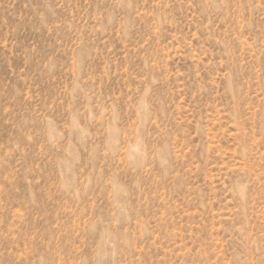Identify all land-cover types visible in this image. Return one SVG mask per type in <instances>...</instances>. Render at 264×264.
<instances>
[{
  "label": "rangeland",
  "instance_id": "obj_1",
  "mask_svg": "<svg viewBox=\"0 0 264 264\" xmlns=\"http://www.w3.org/2000/svg\"><path fill=\"white\" fill-rule=\"evenodd\" d=\"M0 264H264V0H0Z\"/></svg>",
  "mask_w": 264,
  "mask_h": 264
}]
</instances>
